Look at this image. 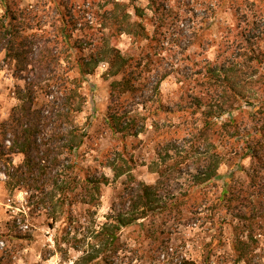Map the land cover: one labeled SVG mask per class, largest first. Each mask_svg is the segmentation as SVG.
I'll return each instance as SVG.
<instances>
[{
    "label": "trees",
    "instance_id": "trees-1",
    "mask_svg": "<svg viewBox=\"0 0 264 264\" xmlns=\"http://www.w3.org/2000/svg\"><path fill=\"white\" fill-rule=\"evenodd\" d=\"M0 1V54L3 62L12 64L13 76L24 82L16 86L18 103L1 123L0 160L6 184L34 190L51 220L49 227L61 220L65 237L54 242L75 253L73 264H113L125 245L121 231L131 226L140 227L151 242L161 243L170 256V238L158 235L173 227L194 226L199 218L209 219L221 231L222 223L213 213L221 210L225 218L230 216L225 219L228 224L237 220L231 243L237 261L250 264L256 259L264 264L260 26L244 33L231 28L225 33L221 26L214 38H205L223 10V0H201L200 5L207 4V16L178 24L179 37L171 46L187 56L193 46L205 44L207 49L217 42V52L213 60L205 59L203 89L171 108L161 101L159 90L169 71L159 70L155 63L160 57L154 59V50L163 51L169 44L163 26L184 14L176 10L175 0H146L144 7L135 0H104L79 34L64 20L61 27H53L32 4ZM194 1L182 0L184 6ZM230 8L238 15L239 7ZM145 20L151 21L152 30ZM123 34L145 42L147 51L137 56L122 53L113 40ZM101 63L106 64L103 77L112 78L104 128L122 139L149 133L152 159L147 167L157 174L154 183L136 178L135 163L123 148L107 152L102 169L80 160L86 133L77 116L87 101L84 77ZM17 154L21 160L15 164ZM222 164L228 172L219 190ZM105 167L113 179L122 178V189L104 220L98 221L101 189L110 182ZM75 204L84 206L79 215L71 209ZM200 211L206 215L194 216ZM174 258V264H194L182 255Z\"/></svg>",
    "mask_w": 264,
    "mask_h": 264
},
{
    "label": "rangeland",
    "instance_id": "rangeland-1",
    "mask_svg": "<svg viewBox=\"0 0 264 264\" xmlns=\"http://www.w3.org/2000/svg\"><path fill=\"white\" fill-rule=\"evenodd\" d=\"M130 2L131 0H119ZM201 0H195L188 6H184L182 0H175L176 10L182 13L178 22H171L163 26L164 37L169 44L164 46L163 51L159 47L154 50L155 57H160L158 68L161 72L169 75L162 80L159 86L160 99L169 107L176 104L186 103L196 92L203 89L201 86L202 67L205 59L213 60L216 55L217 42L207 49L193 46L188 55L184 56L172 47L173 41L179 37L178 30L183 24H190L189 19L200 21L207 16V4L200 5ZM203 1V0H202ZM21 6L32 4L47 16L53 27H61L63 20L68 22L76 34L81 33L88 26V19L103 5L104 0H12ZM1 3V1H0ZM141 7L146 6V0H135ZM230 7H239L238 15ZM2 11L0 6V12ZM148 29L152 30L151 21L145 20ZM254 21V26H253ZM179 24V26H178ZM223 26V32L233 29V33L245 32L252 27H261L264 30V0H223V10L217 13L211 31L204 36L214 38L215 32ZM203 32V29H201ZM224 35V33H223ZM264 39V35H261ZM113 43L128 55H141L147 51L145 42L133 41L132 38L123 34L116 37ZM260 48L264 51V40L260 42ZM158 53H160L158 55ZM156 60V59H155ZM0 130L1 123L8 117L11 108L18 103L15 96L16 86H22L24 82L13 76V66L3 62V53L0 54ZM106 64L101 63L94 73L84 77L82 91L86 95L84 110L77 116V122L84 127L86 137L80 148V160L83 165L102 169V162L107 152L115 148H123L128 156H131L135 168L133 174L137 179L146 183H154L157 174L148 170V163L152 159L151 140L149 133L137 137L127 136L124 139L111 135L104 128L107 105L110 102L109 83L112 80L105 79L103 72ZM199 79V80H198ZM151 108L156 106L155 102ZM2 137L0 135V141ZM21 160L20 155H13L16 164ZM248 164V160L244 161ZM3 162L0 160V264H73L75 253L67 250L64 244L59 248L54 240L63 239L64 228L61 220L51 228V221L35 197L34 190L26 188H11L6 184V176L3 173ZM110 177V182L101 189L100 206L97 209V220L103 221L111 202L122 189V178L113 179L109 168H103ZM228 172V167L221 165L218 169L219 178L217 184L223 186V180ZM189 178L188 171L185 174ZM74 214H81L84 206L75 204L71 207ZM211 207L206 211H210ZM194 213V212H193ZM191 213V215H193ZM215 213V220L222 223V230L213 226L208 220L199 216H205V212L194 213L199 219L194 226H181L167 229L165 234L158 235L160 238H170L168 251L158 242H151L145 237L138 226L124 228L121 231V239L124 241V249L119 252V258L113 264H174L175 256H185L194 261V264H246L237 261V255L231 248L234 238L233 225L225 222L229 217H224V211ZM159 241V240H158ZM160 245V246H159ZM173 261V262H172ZM257 264V260L250 262Z\"/></svg>",
    "mask_w": 264,
    "mask_h": 264
}]
</instances>
